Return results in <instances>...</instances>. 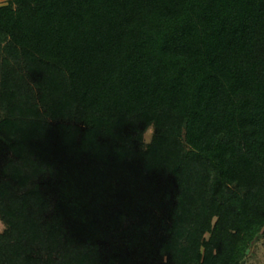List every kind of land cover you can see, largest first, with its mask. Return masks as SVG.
Returning <instances> with one entry per match:
<instances>
[{
    "label": "trees",
    "instance_id": "trees-1",
    "mask_svg": "<svg viewBox=\"0 0 264 264\" xmlns=\"http://www.w3.org/2000/svg\"><path fill=\"white\" fill-rule=\"evenodd\" d=\"M0 221V264H247L264 0L0 5Z\"/></svg>",
    "mask_w": 264,
    "mask_h": 264
},
{
    "label": "rangeland",
    "instance_id": "rangeland-1",
    "mask_svg": "<svg viewBox=\"0 0 264 264\" xmlns=\"http://www.w3.org/2000/svg\"><path fill=\"white\" fill-rule=\"evenodd\" d=\"M7 0H0V5L6 3ZM153 129H150L147 133V139L150 138ZM4 228L3 223L0 221V231ZM247 264H264V234L259 237L256 241L253 242L248 258Z\"/></svg>",
    "mask_w": 264,
    "mask_h": 264
},
{
    "label": "crops",
    "instance_id": "crops-1",
    "mask_svg": "<svg viewBox=\"0 0 264 264\" xmlns=\"http://www.w3.org/2000/svg\"><path fill=\"white\" fill-rule=\"evenodd\" d=\"M5 4V3H4Z\"/></svg>",
    "mask_w": 264,
    "mask_h": 264
}]
</instances>
